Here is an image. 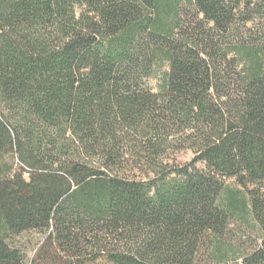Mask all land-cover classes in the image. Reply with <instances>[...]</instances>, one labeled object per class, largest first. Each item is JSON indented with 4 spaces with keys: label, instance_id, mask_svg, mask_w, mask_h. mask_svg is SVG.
<instances>
[{
    "label": "trees",
    "instance_id": "1",
    "mask_svg": "<svg viewBox=\"0 0 264 264\" xmlns=\"http://www.w3.org/2000/svg\"><path fill=\"white\" fill-rule=\"evenodd\" d=\"M28 233L30 264H264V0H0V264Z\"/></svg>",
    "mask_w": 264,
    "mask_h": 264
},
{
    "label": "rangeland",
    "instance_id": "2",
    "mask_svg": "<svg viewBox=\"0 0 264 264\" xmlns=\"http://www.w3.org/2000/svg\"><path fill=\"white\" fill-rule=\"evenodd\" d=\"M161 82V75L150 80L149 86L154 92L159 91V86ZM195 158V153L186 148L174 147L169 150L167 154L164 156L163 160L165 163H168L171 166L176 168H183L192 163ZM197 169L204 170V165L201 163L196 164ZM225 186L231 190H238L241 188L237 185L234 179L226 180ZM247 225L240 224L238 222L232 228V234L230 238L227 240V247L229 250H239L241 252L250 251L254 248L258 238L255 234L254 228H250L252 223L249 218L247 219ZM249 225V226H248ZM42 236L36 233H28L17 239V242L22 244L24 247H29L27 252V261L26 264H30L35 256L34 247L39 244ZM196 264H236L233 258L230 259H220L214 257L211 251H207V249L202 248L201 252L198 255ZM240 264V263H239Z\"/></svg>",
    "mask_w": 264,
    "mask_h": 264
}]
</instances>
